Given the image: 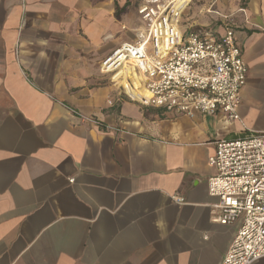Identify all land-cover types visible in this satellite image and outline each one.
Returning <instances> with one entry per match:
<instances>
[{"label":"crops","instance_id":"0c3cea01","mask_svg":"<svg viewBox=\"0 0 264 264\" xmlns=\"http://www.w3.org/2000/svg\"><path fill=\"white\" fill-rule=\"evenodd\" d=\"M140 1L0 0V264H221L229 249L239 222L214 221L208 160L264 134V0H184L175 17L181 35L233 29L238 120L165 113L133 67L100 71Z\"/></svg>","mask_w":264,"mask_h":264},{"label":"built area","instance_id":"2783aa9c","mask_svg":"<svg viewBox=\"0 0 264 264\" xmlns=\"http://www.w3.org/2000/svg\"><path fill=\"white\" fill-rule=\"evenodd\" d=\"M184 2L141 0L137 15L142 26L134 31V40L120 43L100 71L121 74L133 67L143 91L140 102L165 113L193 117L222 112L238 120L248 68L234 31L181 35L175 17ZM208 165L215 170L207 180L208 194L217 201L211 207L214 221L239 222L221 264H253L264 258V134L217 141ZM172 200L184 204L182 197Z\"/></svg>","mask_w":264,"mask_h":264},{"label":"rangeland","instance_id":"374dc122","mask_svg":"<svg viewBox=\"0 0 264 264\" xmlns=\"http://www.w3.org/2000/svg\"><path fill=\"white\" fill-rule=\"evenodd\" d=\"M133 79L136 80V85H138L139 84V78H134L133 77Z\"/></svg>","mask_w":264,"mask_h":264}]
</instances>
